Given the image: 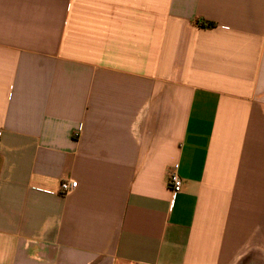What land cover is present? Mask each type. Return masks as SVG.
<instances>
[{
  "label": "crops",
  "instance_id": "crops-1",
  "mask_svg": "<svg viewBox=\"0 0 264 264\" xmlns=\"http://www.w3.org/2000/svg\"><path fill=\"white\" fill-rule=\"evenodd\" d=\"M0 264H264V0H0Z\"/></svg>",
  "mask_w": 264,
  "mask_h": 264
},
{
  "label": "built area",
  "instance_id": "built-area-1",
  "mask_svg": "<svg viewBox=\"0 0 264 264\" xmlns=\"http://www.w3.org/2000/svg\"><path fill=\"white\" fill-rule=\"evenodd\" d=\"M77 181L75 180H63L60 183L61 196H66L72 193L77 188ZM183 186L182 178L179 174V165H173L168 171V187L171 190L172 196L175 197L181 192Z\"/></svg>",
  "mask_w": 264,
  "mask_h": 264
}]
</instances>
